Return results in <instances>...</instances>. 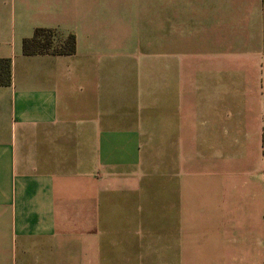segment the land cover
<instances>
[{"label": "crops", "instance_id": "obj_1", "mask_svg": "<svg viewBox=\"0 0 264 264\" xmlns=\"http://www.w3.org/2000/svg\"><path fill=\"white\" fill-rule=\"evenodd\" d=\"M0 60V264H264V0H0Z\"/></svg>", "mask_w": 264, "mask_h": 264}, {"label": "trees", "instance_id": "obj_2", "mask_svg": "<svg viewBox=\"0 0 264 264\" xmlns=\"http://www.w3.org/2000/svg\"><path fill=\"white\" fill-rule=\"evenodd\" d=\"M76 51L75 36H69L63 41L55 31L49 29H37L32 38L23 42V53L25 56H72ZM11 82V61L0 60V87L9 86Z\"/></svg>", "mask_w": 264, "mask_h": 264}, {"label": "rangeland", "instance_id": "obj_3", "mask_svg": "<svg viewBox=\"0 0 264 264\" xmlns=\"http://www.w3.org/2000/svg\"><path fill=\"white\" fill-rule=\"evenodd\" d=\"M188 52H190V51H188ZM221 162H219V163H216V171H217V173H220L221 174V165H219ZM217 194H215L214 196H216ZM220 199H221V201H224V198H225V195H224V193L222 192H220ZM235 195V202L237 203V204H245V203H247V199H246V196H245V194H241V192H237V193H235L234 194ZM204 203H208V201L207 200H205L204 201ZM218 203V202H217Z\"/></svg>", "mask_w": 264, "mask_h": 264}]
</instances>
